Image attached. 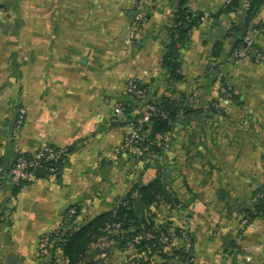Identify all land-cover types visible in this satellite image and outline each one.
Listing matches in <instances>:
<instances>
[{
    "label": "crops",
    "instance_id": "1",
    "mask_svg": "<svg viewBox=\"0 0 264 264\" xmlns=\"http://www.w3.org/2000/svg\"><path fill=\"white\" fill-rule=\"evenodd\" d=\"M228 1L189 0L204 19L181 50L176 97L184 94L197 113L178 121L163 162L181 202L170 213L193 233L195 264H264V218L248 225L243 214L264 186V61L233 59L224 38L242 13L216 17ZM176 7V0H156L148 12L133 0H0V264H40L42 238L71 207L83 225L155 178V168L137 173L119 148L143 104L128 86H145L148 99L167 93L161 60ZM254 24H264V6ZM248 38L264 55V28ZM45 146L72 147L60 176L15 193L16 154Z\"/></svg>",
    "mask_w": 264,
    "mask_h": 264
},
{
    "label": "trees",
    "instance_id": "2",
    "mask_svg": "<svg viewBox=\"0 0 264 264\" xmlns=\"http://www.w3.org/2000/svg\"><path fill=\"white\" fill-rule=\"evenodd\" d=\"M189 0H176V10L168 26V39L166 51L161 60V68L165 72L167 82V93L155 99L142 100L141 110L136 115L133 126L141 118V111L146 105L153 106L155 112L147 123L142 125L141 138L136 147L139 149L138 155L129 156L136 164L144 168L153 167L156 176L147 184L137 183L133 186L129 195L121 200L113 211L103 213L81 225L78 222L80 210L77 206L71 207L73 213H66L64 224L51 233L44 235L40 243V264H83L84 259L90 249L100 238L107 236L111 230H116L123 240L133 242L142 236V240L137 244V248L142 252L140 264H169L176 257L183 260L189 258L194 262V236L192 232L184 227H175L174 234L185 245L180 250L173 248L171 253L165 249L170 247L173 241L170 233L171 223L167 226H156L154 219V209L163 207L170 212L181 207V202L166 183V165L163 162L168 145L165 138L172 132L178 121L183 117L193 116L197 112L188 104L184 94L177 99L176 85L184 77L182 75L181 50L190 41V36L195 28H198L204 19L200 12H193L188 6ZM264 6V0H229L216 17L222 15L241 12L242 17L229 29L224 39L232 40L231 54L233 59L235 53L241 49L249 48L251 51L260 52L254 43L248 47L247 39L251 31L260 32L264 24H254ZM222 42L216 45L214 55H218ZM141 88L145 86L136 83ZM212 110L220 113L221 110ZM55 148V147H52ZM59 149V148H55ZM64 153L58 160H52L45 165L53 172L47 176L58 178L61 173L66 156L72 151V147L63 148ZM25 158H30V154H23ZM29 183L17 185L15 193L20 188ZM254 197L256 202L252 208L243 210L244 220L249 225L256 218H264V186L259 188ZM187 234L191 241V247L187 248L183 234ZM116 237V236H115ZM168 238V242L163 244L160 239Z\"/></svg>",
    "mask_w": 264,
    "mask_h": 264
},
{
    "label": "built area",
    "instance_id": "3",
    "mask_svg": "<svg viewBox=\"0 0 264 264\" xmlns=\"http://www.w3.org/2000/svg\"><path fill=\"white\" fill-rule=\"evenodd\" d=\"M136 8L141 12H148L153 5L155 4L156 0H133ZM140 21H138L139 23ZM137 23L134 22V25ZM135 36V32L132 31L129 36V40L133 39ZM248 47H251L253 44V40L251 38L247 39ZM235 57L237 59L241 58H252L254 62L260 63L264 61V55L257 51H251L249 48L241 49L235 53ZM128 94L132 97H135L138 100H142L143 102H147L148 99V92L146 88H141L136 83H132L127 88ZM218 108V106H216ZM155 112V108L150 105L144 106L141 111V118L136 121V124L133 126L132 130L125 136L124 141L119 148L120 152L128 155V156H135L138 155L139 149L136 147L137 143L141 138V130L142 125L147 123L151 117V114ZM123 115V110L121 107H116L114 110V116L116 118H121ZM24 123V113L21 112L16 120L14 133L18 134L23 126ZM170 141V136L168 135L165 138V143L168 145ZM64 153L63 148L55 149L50 146H45L37 151L35 154L31 155L30 158H25L22 153H17L14 159V162L11 166L9 171V178L10 181L15 184L21 183H32L38 177L35 175V169L38 167H44L47 171V174L53 172L52 169H48L45 165L47 162L52 160H58V158ZM134 169L141 170V165L136 164ZM1 171V168H0ZM46 174V175H47ZM184 241L186 243V247H191V241L187 234H183ZM160 241L163 244L168 242V238L162 237Z\"/></svg>",
    "mask_w": 264,
    "mask_h": 264
},
{
    "label": "rangeland",
    "instance_id": "4",
    "mask_svg": "<svg viewBox=\"0 0 264 264\" xmlns=\"http://www.w3.org/2000/svg\"><path fill=\"white\" fill-rule=\"evenodd\" d=\"M22 11H25L23 5L21 7ZM24 9V10H23ZM137 173H141L142 170H136ZM154 214L156 215L155 225L156 226H167L170 222V233L173 238L170 247L166 248V252H173V248L180 250L185 245L180 239H178L174 234L175 227H184L180 225L177 220V213H169L165 208L158 207L154 209ZM183 216V215H182ZM188 232H191L188 230ZM116 230H111L107 236L100 238L95 244H93L84 259L83 264H140L142 261V252L137 248V244L142 240V236L136 238L133 242L125 241L118 235ZM116 236V237H115ZM60 264H63L62 260L59 259ZM169 264H194L191 259L176 257L169 262Z\"/></svg>",
    "mask_w": 264,
    "mask_h": 264
},
{
    "label": "water",
    "instance_id": "5",
    "mask_svg": "<svg viewBox=\"0 0 264 264\" xmlns=\"http://www.w3.org/2000/svg\"><path fill=\"white\" fill-rule=\"evenodd\" d=\"M47 174V171L44 167H38L35 169V175L38 177V178H43L45 177Z\"/></svg>",
    "mask_w": 264,
    "mask_h": 264
}]
</instances>
